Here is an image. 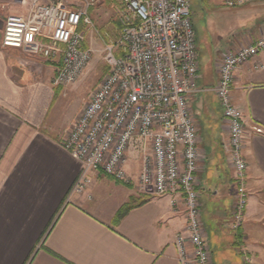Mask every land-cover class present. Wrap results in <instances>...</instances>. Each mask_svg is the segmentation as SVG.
<instances>
[{"label":"crops","instance_id":"obj_1","mask_svg":"<svg viewBox=\"0 0 264 264\" xmlns=\"http://www.w3.org/2000/svg\"><path fill=\"white\" fill-rule=\"evenodd\" d=\"M26 1L0 0V18L23 16ZM206 1L198 15L201 30L191 14L195 46L198 38L207 60L199 62L196 48L197 91L189 100L202 155L201 222L212 264H264V70L255 69L264 52L239 66L231 85L243 115L248 163L249 199L238 231L230 227L235 184L223 149L228 129L213 92L221 54L264 36V1L235 9ZM71 4L81 6L78 0ZM87 15L92 26H80L82 48L98 52L117 40L115 19L99 18L92 7ZM59 66L60 57L45 61L0 46V264H178L174 238L186 225L181 196L140 192L135 182L122 184L101 172H88L83 188L72 192L81 165L61 142L87 101L72 106L64 100L76 86L54 85ZM133 169L137 163L127 166ZM124 206L130 208L117 219Z\"/></svg>","mask_w":264,"mask_h":264},{"label":"built area","instance_id":"obj_2","mask_svg":"<svg viewBox=\"0 0 264 264\" xmlns=\"http://www.w3.org/2000/svg\"><path fill=\"white\" fill-rule=\"evenodd\" d=\"M30 0L23 16L2 25L0 46L21 50L45 61L60 57L54 85L76 82L92 59L82 48L80 26L91 27L87 9L94 0ZM120 32L103 49L107 71L61 142L81 165L72 192H79L88 172H101L129 184V163H137L136 186L155 196H181L186 225L174 238L178 264H212L201 222L197 174L202 162L197 126L189 107L197 91L199 64L189 0H117ZM264 0H222L235 9ZM264 52V36L221 55L213 88L228 129L223 145L235 184L230 227L245 219L249 192L248 163L243 155V115L231 98L236 69ZM256 70H264V61ZM261 133L260 128H255Z\"/></svg>","mask_w":264,"mask_h":264},{"label":"rangeland","instance_id":"obj_3","mask_svg":"<svg viewBox=\"0 0 264 264\" xmlns=\"http://www.w3.org/2000/svg\"><path fill=\"white\" fill-rule=\"evenodd\" d=\"M93 3L94 4L91 7L95 8L98 11L99 18H105V17L106 18L109 17L110 19L113 18L118 23V15H119L122 7L117 10L116 6L114 5V3H115L114 0H94ZM206 4H207L206 0H189L191 14L195 13V15H196L195 19L199 21V25H198L199 30H201V28H202V20H201L200 16H198V15H199V13L202 12V9L206 8ZM0 20L3 23L5 22L4 18H0ZM98 23H100V22H98ZM118 26H119V30H120V24L119 23H118ZM1 33H2V29H0V36H1ZM196 48L198 50L197 52H199V54L201 55L199 62L202 63V62L206 61L207 60V57H205V56H207L206 51H205L206 48H204L202 46L201 41L199 42L198 38L196 40ZM224 52H226V51H224ZM224 52L222 54H224ZM26 54H28V53H26ZM28 55H31V54H28ZM103 55H104L103 50H99L98 52L92 51V59H91L89 65L87 66V68L85 69L83 74L79 77V79L72 84V85L76 86V88L69 91L67 96L64 99L65 101H70L72 106H75V104H77L78 101H88L92 92L99 85L100 81L102 80L103 76L105 75V73L107 71V67H106L105 62L103 60ZM220 58H221V56H220ZM220 58H218L215 61V65H216L217 70H218V65L220 64ZM72 85H68V86H72ZM84 107H83V109H84ZM80 113H79V115H80ZM138 172H139V167H138V170L133 169V170L128 172V174L132 178V181H131L132 185H134V182H136L135 180H136V177L138 175ZM135 185H136V183H135ZM136 189L138 190L137 186H136Z\"/></svg>","mask_w":264,"mask_h":264},{"label":"trees","instance_id":"obj_4","mask_svg":"<svg viewBox=\"0 0 264 264\" xmlns=\"http://www.w3.org/2000/svg\"><path fill=\"white\" fill-rule=\"evenodd\" d=\"M129 208L130 206H124L123 208H121V210L117 214V219H119L125 213V211L128 210Z\"/></svg>","mask_w":264,"mask_h":264}]
</instances>
